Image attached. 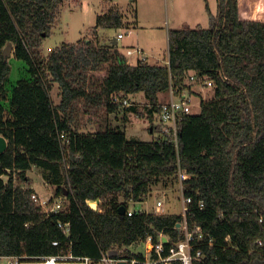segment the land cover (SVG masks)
I'll return each instance as SVG.
<instances>
[{
	"label": "trees",
	"instance_id": "16d2710c",
	"mask_svg": "<svg viewBox=\"0 0 264 264\" xmlns=\"http://www.w3.org/2000/svg\"><path fill=\"white\" fill-rule=\"evenodd\" d=\"M64 2L0 0V136L8 144L0 153V257L29 262L73 255L98 264L103 252L147 238L158 243L162 234L168 249L183 237L177 226L181 215L127 212L153 186L178 182L180 162L191 176L184 181V194L192 198L189 227L201 226L214 240L212 247L202 246L204 264H264V246H257L264 241L259 221L264 216V0H217L209 28L171 30L167 61L156 64L142 59L131 64L117 45L99 39L65 44L44 56L43 40L59 22ZM123 27V13L112 7L97 16L93 35ZM9 43L30 74L18 81L11 97V67L4 55ZM105 66L97 99L111 114L136 110L122 108L114 96L143 92L149 112L159 115L160 94L172 85L190 89L189 73L209 79L214 97L202 101L198 114L182 116L179 148L160 139L128 140L124 126L76 132L72 103L91 99L88 73ZM152 129L161 133L159 125ZM34 167L56 187L53 198L66 200V211L48 216L33 202L34 189L24 186ZM59 222L70 223L69 236Z\"/></svg>",
	"mask_w": 264,
	"mask_h": 264
},
{
	"label": "rangeland",
	"instance_id": "374dc122",
	"mask_svg": "<svg viewBox=\"0 0 264 264\" xmlns=\"http://www.w3.org/2000/svg\"><path fill=\"white\" fill-rule=\"evenodd\" d=\"M112 7H117L123 13L124 27L121 29H98L96 37L93 35V30L97 16ZM217 8V0H65L61 8L59 22L54 26L50 37L43 40L41 51L44 56H48L58 47L65 44H77L85 39H88V42L99 39L102 45H110L121 33L124 39L118 41L117 47L122 53L127 55L128 48L126 47L129 44H137L144 49L146 54L127 56L131 64H136L138 58L144 56L149 63H158V61L162 63L168 56L170 31L197 27L209 28L210 17L212 14H217ZM135 34H138V37ZM8 56L11 73L7 89L9 97H11L13 88L18 81L29 79L30 74L27 63L13 57V49ZM107 69L108 66H105L102 70L88 73L86 88L91 99L82 97L72 103L73 129L76 132L87 134L105 131L109 127L124 126L129 138L144 142L159 139L158 132H151L153 124L158 126L159 115L149 112V102L143 92L140 95H132V99L136 103V110L121 111L118 114L108 113L104 107V101L100 102L97 99V96L101 94ZM187 84L197 92V102L193 106L191 114H198L202 101L207 102L213 99L214 89L211 88L212 86L204 88L201 84L190 85L188 79ZM53 89V100L55 104H58L56 102L58 89L57 87ZM167 100H169V96L165 92L163 96H160V102L163 104ZM6 107L8 108L7 103ZM27 177L28 183L34 191L45 197L54 195L56 187L47 179L43 170L34 167L27 173ZM170 181L172 179L153 186L144 201L130 203V208L135 211L147 209L149 213L161 212L165 215H180L182 213L180 184ZM158 199L164 201L162 208L157 205ZM23 264L43 263L29 261Z\"/></svg>",
	"mask_w": 264,
	"mask_h": 264
},
{
	"label": "built area",
	"instance_id": "2783aa9c",
	"mask_svg": "<svg viewBox=\"0 0 264 264\" xmlns=\"http://www.w3.org/2000/svg\"><path fill=\"white\" fill-rule=\"evenodd\" d=\"M122 37L123 34H119L117 38L119 40ZM136 54L144 55V52L140 48L127 50L128 57H132ZM141 58L142 60H147L145 56ZM187 79L190 85L201 84L204 88H209L213 84L209 79L198 76L195 73H189ZM190 89L183 91L181 88L172 85L168 91L169 100L162 104V111L159 114L158 125L161 126L159 139L173 143L176 148H179V124L182 120V116L191 114L192 108L197 102L198 96L196 90ZM113 102L119 103L122 108H129L133 105L131 99L127 96H124V98L114 96ZM67 137V134H61V138L64 140L63 144L67 145L69 143V138ZM190 178L191 176L189 174L181 170L180 162H178L177 180L180 184L182 193V213L180 215L183 217V220L179 222L177 226L183 236L181 240L167 249L165 245L169 244V239L163 234L160 236V241L158 243H153L151 238H147L145 241L137 242L130 247H115L107 252H103L99 263L118 264L119 262H125L126 264H172L174 261H179L181 264H204L207 256L202 246L212 247L214 245V240L212 235L205 232L201 226H196L192 229L189 227L187 216L190 213L189 204L192 202V198L184 194V181ZM24 187L32 189L28 181ZM31 198L33 202L41 208V212L48 216L67 210L66 200L63 197L54 199L53 195L45 197L34 191ZM120 201L123 202L124 200L120 199ZM157 205L162 208L164 201L158 199ZM199 207L201 209L205 207L203 201L199 202ZM138 212L148 213L147 209L135 211L129 206L127 214L132 216ZM158 214L163 215L161 212ZM259 221L264 225V216H260ZM58 227L65 235H70V223L59 222ZM164 238H167L166 243L163 242ZM55 244L57 245V243ZM257 246L263 247L264 241L259 240ZM228 247L231 246H227L225 250ZM139 248L142 250L139 251ZM232 248L237 250L236 247L232 246ZM28 259V257L21 256L0 257V264H23ZM49 260H52L54 264H92V260L89 257H74L73 255L44 258L42 262L43 264H48Z\"/></svg>",
	"mask_w": 264,
	"mask_h": 264
},
{
	"label": "crops",
	"instance_id": "0c3cea01",
	"mask_svg": "<svg viewBox=\"0 0 264 264\" xmlns=\"http://www.w3.org/2000/svg\"><path fill=\"white\" fill-rule=\"evenodd\" d=\"M120 34H121V33H120ZM135 36L138 37V34H135ZM117 37H118V35H117ZM121 39H124V36H123ZM121 39H119V40H121ZM115 40L117 41V44H118V41H119V40H118V38L113 40V44H114V45H117ZM126 48H128L127 50H129V49L132 50L133 48H134V49L140 48V49L143 50V52H144V54H145L144 49H143L142 47H139L137 44H133V45L129 44ZM145 55H146V54H145ZM125 56H126V54H125ZM140 59H142V58L139 57L138 60H140ZM138 60H137V61H138ZM147 61H148V59H147ZM156 61H157V60H156ZM166 61H167V58H166ZM129 62H130V61H129ZM159 62H160V61H158V63H159ZM154 63L156 64L157 62H154ZM154 63L151 62V64H154ZM54 87H57V89H58V94H57V95H58V99H57L56 102H60L61 99H60V90H59V87H58V85H56V84L53 85V88H54ZM53 90H54V89H53ZM53 90H52V91H53ZM164 94H165V93H161L160 96H163ZM167 94H168V92H167ZM135 95H140V93H137V94H135ZM168 96H169V94H168ZM130 99H131L132 104H133L134 106H136L135 100L132 99V95L130 96ZM167 101H168V100H167ZM75 102H76V101H75ZM126 130H127V129H126ZM151 132H153V131L151 130ZM83 134H84V133H83ZM126 137H127L128 140H137V141H140V140H138V139L129 138L127 135H126ZM41 262H42V261H41ZM42 263H43V262H42Z\"/></svg>",
	"mask_w": 264,
	"mask_h": 264
},
{
	"label": "water",
	"instance_id": "95a60500",
	"mask_svg": "<svg viewBox=\"0 0 264 264\" xmlns=\"http://www.w3.org/2000/svg\"><path fill=\"white\" fill-rule=\"evenodd\" d=\"M116 41V40H115ZM117 44V41H116ZM13 49V46L11 43H9L4 51V55L8 56L9 52ZM8 144H7V140L3 137L0 136V153H3L7 150ZM120 214L125 215L126 213V208L124 206L120 207ZM163 242H167V238L163 239ZM118 264H126L125 262H119Z\"/></svg>",
	"mask_w": 264,
	"mask_h": 264
},
{
	"label": "bare ground",
	"instance_id": "6f19581e",
	"mask_svg": "<svg viewBox=\"0 0 264 264\" xmlns=\"http://www.w3.org/2000/svg\"><path fill=\"white\" fill-rule=\"evenodd\" d=\"M48 264H54V263L52 262V260H49V263Z\"/></svg>",
	"mask_w": 264,
	"mask_h": 264
}]
</instances>
